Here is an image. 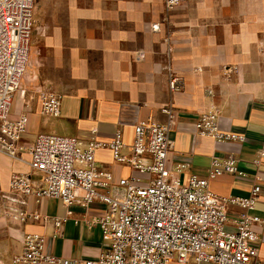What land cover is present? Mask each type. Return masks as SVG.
Listing matches in <instances>:
<instances>
[{"label": "crops", "instance_id": "1", "mask_svg": "<svg viewBox=\"0 0 264 264\" xmlns=\"http://www.w3.org/2000/svg\"><path fill=\"white\" fill-rule=\"evenodd\" d=\"M33 5L31 84L13 95L10 109L11 118L27 117L20 138L25 150L18 159L0 154L1 203L16 218L11 229L20 244L16 255L27 235L42 236L45 252L71 260H94L108 246L95 224L104 205L66 208L57 200L35 202L9 190L14 175L31 174L35 184L40 180L29 168L26 150L36 136L71 137L84 145L108 142L119 131L122 153L129 155L134 126L158 122L167 125L172 143L167 168L181 167L173 175L177 183L189 175L204 178L212 158L233 156L245 176L220 175L209 182V190L219 197L245 198L258 185L253 214L260 223L252 227L257 257L251 264H264V160L253 164L264 143L262 0L254 7L234 0H181L172 11L162 0H35ZM171 77L178 80L177 92L169 90ZM46 88L60 96L56 118L40 113L38 93ZM212 109L219 112V130L243 136V143H216L196 134L198 116ZM94 160L111 175L112 185L121 179L146 183L115 163L108 149L97 150ZM67 212L58 231L44 220ZM236 214L230 210L229 220Z\"/></svg>", "mask_w": 264, "mask_h": 264}, {"label": "built area", "instance_id": "2", "mask_svg": "<svg viewBox=\"0 0 264 264\" xmlns=\"http://www.w3.org/2000/svg\"><path fill=\"white\" fill-rule=\"evenodd\" d=\"M33 1L0 0V154L13 159L25 150L20 138L27 129V117L11 118L10 109L27 66ZM162 4L166 11H172L181 0H162ZM168 86L171 92L179 90L174 77ZM38 97L41 115L59 116L58 94L46 88ZM218 119L216 109L200 114L196 134L216 143L244 142L241 135L221 132ZM171 146L167 125L158 122L134 126L129 155L122 153L125 147L119 131L108 142L84 145L71 137L36 136L26 150L29 168L40 180L35 184L31 174L14 175L9 190L35 202L57 200L66 208L73 204L81 208L94 203L104 205L106 211L95 224L108 246L94 260H71L45 252L42 236L27 235L22 251L11 264H168L173 260L178 264H251L257 257L252 227L260 223L253 214L260 194L258 185L245 198L219 197L209 190V182L220 175L245 176L233 156L212 158L204 178L189 175L185 183H177L173 175L181 167L169 170L166 166ZM101 149H108L115 163L147 175L146 183L121 179L112 185L111 175L95 164L94 154ZM262 160L264 143L253 164L258 166ZM232 209L237 214L230 221ZM68 215L44 220L48 219L58 231Z\"/></svg>", "mask_w": 264, "mask_h": 264}, {"label": "rangeland", "instance_id": "3", "mask_svg": "<svg viewBox=\"0 0 264 264\" xmlns=\"http://www.w3.org/2000/svg\"><path fill=\"white\" fill-rule=\"evenodd\" d=\"M241 1V2H240ZM245 1V2H244ZM234 0L235 5H244L254 7L258 4H261V0ZM35 2V0H34ZM264 4V0H262ZM34 9V5H33ZM30 77V67L27 62L25 74L20 82L19 89L24 90L26 86L30 85L31 82L29 80ZM17 91V92H18ZM16 92V93H17ZM139 178H141L144 181H147L148 176L147 175H139ZM16 221V218L14 216H10V210L8 207H4L1 203V196H0V264L6 263L10 261L15 255L20 247L18 239L15 237V232H13L11 229L14 224L13 222ZM16 223V222H15Z\"/></svg>", "mask_w": 264, "mask_h": 264}]
</instances>
